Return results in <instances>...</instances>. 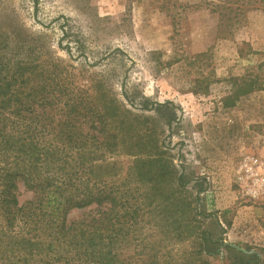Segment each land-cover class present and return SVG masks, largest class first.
I'll list each match as a JSON object with an SVG mask.
<instances>
[{
    "label": "rangeland",
    "instance_id": "1",
    "mask_svg": "<svg viewBox=\"0 0 264 264\" xmlns=\"http://www.w3.org/2000/svg\"><path fill=\"white\" fill-rule=\"evenodd\" d=\"M216 28L203 0H0V264L29 260L31 235L23 218L9 232L1 181L16 172V207L42 217L28 179L70 101L77 131L103 114L120 146L90 175L168 201L123 237L124 264H264V10Z\"/></svg>",
    "mask_w": 264,
    "mask_h": 264
},
{
    "label": "trees",
    "instance_id": "2",
    "mask_svg": "<svg viewBox=\"0 0 264 264\" xmlns=\"http://www.w3.org/2000/svg\"><path fill=\"white\" fill-rule=\"evenodd\" d=\"M203 1L209 12L216 14L218 35L244 22L249 11L264 10V0ZM64 105H67L68 113L74 112L75 115L61 124L55 135L57 145L44 147L46 165L40 183H36L34 178L28 179L32 187H39L40 197H35L34 202L37 208L42 206V217L33 212L24 214L25 207L22 205L16 207L17 202L10 189L14 186L17 173L12 172L4 175L1 181L2 203L7 205L9 211L8 228L13 229L14 222H20L23 218L25 229L31 234L24 239L30 259H24L22 264H124L119 248L123 237L137 231L134 227L142 221L145 208L152 213L168 201L154 194L138 193V183L143 178H138L134 173L127 175V178L137 177L132 180L131 184H135L133 189L125 188L127 185L124 182L114 184L90 175V164L116 155L120 146L115 135L106 133L108 127H104L107 124L103 114L93 113L89 121L91 132L82 134L75 125L76 116L81 115V111H76L77 104L70 101ZM26 132L28 139L36 138V135H29L28 129ZM28 145L22 147L29 149ZM81 158H87L86 162H81ZM144 178L147 182L151 181L150 177ZM10 203L14 204L13 209H10ZM30 205L32 209L36 208L34 204ZM86 207L90 208L88 214L78 220L66 221L71 210ZM27 219L31 221L29 225H25ZM9 232L15 240L22 237L19 231ZM131 245L140 246L133 241ZM206 246L205 242L203 247L207 253L209 250ZM135 254L136 251L132 257ZM158 259L154 253L148 254L146 264H157ZM130 264L135 263L130 261ZM244 264H250L248 259Z\"/></svg>",
    "mask_w": 264,
    "mask_h": 264
}]
</instances>
